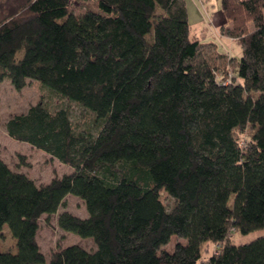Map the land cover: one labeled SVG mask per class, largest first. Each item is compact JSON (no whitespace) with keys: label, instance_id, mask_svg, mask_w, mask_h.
I'll return each mask as SVG.
<instances>
[{"label":"trees","instance_id":"obj_1","mask_svg":"<svg viewBox=\"0 0 264 264\" xmlns=\"http://www.w3.org/2000/svg\"><path fill=\"white\" fill-rule=\"evenodd\" d=\"M219 5L239 57L190 39L186 0H0V82L59 98L5 132L70 169L37 184L0 158V238L16 248L0 264H45L39 222L56 213L95 246L47 264H264V234L232 238L264 228V0ZM70 194L86 217L59 211Z\"/></svg>","mask_w":264,"mask_h":264},{"label":"rangeland","instance_id":"obj_2","mask_svg":"<svg viewBox=\"0 0 264 264\" xmlns=\"http://www.w3.org/2000/svg\"><path fill=\"white\" fill-rule=\"evenodd\" d=\"M219 2L220 0H186L188 4L189 37L193 39L196 36L201 41H212L217 45V50L220 52H224L228 56L239 57L241 49L237 42L235 40L230 41L227 37L219 34L220 22L225 21L220 11ZM84 5L74 4L72 6L73 12L80 13ZM205 8H207L208 14ZM159 12L160 10L157 9V13ZM212 23L216 24L214 28L212 27L215 32L213 31L212 35L204 34L203 36V28L206 27L208 29ZM248 28L252 29L251 23L248 25ZM233 73L230 70L229 75H233ZM49 90L47 86L37 80H28L27 84L21 89H16L9 79H4L0 82V158L11 169L27 174L37 184L48 183L54 176H62V174L70 172V169L67 165L60 163L43 151L31 147L28 143L10 138L5 132L4 123L9 117L25 112L30 105L36 104L42 99L50 106L58 104V96L50 93ZM71 112L75 118L81 116V110L74 104L71 105ZM62 210L71 212L81 218L87 215L84 202L71 194L65 198V206L61 207L59 211ZM56 220L57 213L51 215L48 220L43 216L39 222L40 228L37 242L42 253L45 255V264H47L49 255L57 248L71 244H78L87 250L94 248L95 245L91 239H83L72 232L61 230L57 226ZM263 234L264 228L247 234L234 232L232 238L239 244L251 241ZM174 242L175 239L173 238L165 248L172 250ZM15 250V239L11 236L7 226H4L1 231L0 251L15 252ZM217 250V245L209 243L208 252L205 253V256L210 253L214 254Z\"/></svg>","mask_w":264,"mask_h":264},{"label":"crops","instance_id":"obj_3","mask_svg":"<svg viewBox=\"0 0 264 264\" xmlns=\"http://www.w3.org/2000/svg\"><path fill=\"white\" fill-rule=\"evenodd\" d=\"M202 3V2H201ZM203 4V3H202ZM188 5V4H187ZM205 10H206V13L208 14V12H207V8H205ZM211 17V16H210ZM216 25V24H215ZM215 25H214V23H212L211 24V26L210 27H208V29L205 27V28H203V30H202V35L204 36V34H210V35H212L215 31H214V27H215ZM213 27V28H212ZM217 30H218V28H217ZM214 31V32H213ZM207 32H209V33H207ZM212 33V34H211ZM219 34H220V31H219ZM222 36V35H221ZM222 38H225V37H222ZM230 41H234L232 38H229V37H227ZM86 217V216H85Z\"/></svg>","mask_w":264,"mask_h":264},{"label":"built area","instance_id":"obj_4","mask_svg":"<svg viewBox=\"0 0 264 264\" xmlns=\"http://www.w3.org/2000/svg\"><path fill=\"white\" fill-rule=\"evenodd\" d=\"M227 82H229V79L227 80Z\"/></svg>","mask_w":264,"mask_h":264}]
</instances>
